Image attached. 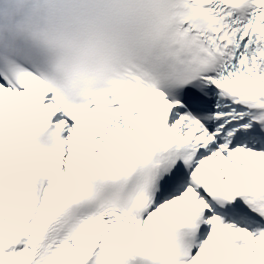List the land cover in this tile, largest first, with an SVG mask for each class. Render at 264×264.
Masks as SVG:
<instances>
[{
	"label": "snow or ice",
	"instance_id": "obj_1",
	"mask_svg": "<svg viewBox=\"0 0 264 264\" xmlns=\"http://www.w3.org/2000/svg\"><path fill=\"white\" fill-rule=\"evenodd\" d=\"M0 264H264V0H0Z\"/></svg>",
	"mask_w": 264,
	"mask_h": 264
}]
</instances>
